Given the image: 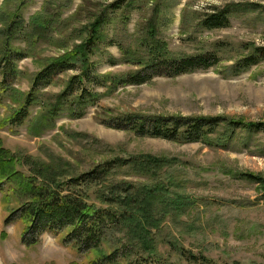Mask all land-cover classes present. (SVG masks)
<instances>
[{
  "label": "rangeland",
  "instance_id": "374dc122",
  "mask_svg": "<svg viewBox=\"0 0 264 264\" xmlns=\"http://www.w3.org/2000/svg\"><path fill=\"white\" fill-rule=\"evenodd\" d=\"M118 2L122 10L109 9ZM225 9L228 27L202 26ZM102 13L109 19L105 42L119 47L104 43L94 57L95 73L108 79L106 87H93L95 102L72 109L74 100L59 103L78 74L55 72L38 85L29 119L8 125L30 100L37 76L83 44ZM257 48L264 49V0H0V61L9 51L26 57L15 63L0 104V167L17 175L14 191L0 192V264H96L108 253H117L114 264H191L193 255L206 264H264V132L228 127L264 125V60L244 72L235 68ZM157 50L168 58L215 55L219 62L120 85ZM58 105L69 107L51 118ZM132 116L223 124L205 142L189 144L115 128ZM95 171H104L101 180L69 187L93 210L123 214L122 227L107 233L98 252H80L71 228L26 245L29 223L17 210L32 200L23 189H58Z\"/></svg>",
  "mask_w": 264,
  "mask_h": 264
},
{
  "label": "trees",
  "instance_id": "16d2710c",
  "mask_svg": "<svg viewBox=\"0 0 264 264\" xmlns=\"http://www.w3.org/2000/svg\"><path fill=\"white\" fill-rule=\"evenodd\" d=\"M123 6V2H118L111 5L109 9L116 12L122 10ZM229 15L230 11L228 9L216 12L208 16L202 22V26L208 30L228 27L230 25ZM108 24L109 19L107 15L102 13L89 27L87 38L83 41V44L76 47L73 52L63 56L60 60L48 65L45 71L37 76L36 83L28 97L30 100L27 105H24L17 111L8 120L7 124L10 126H21L29 119L28 110L36 103L35 98H37L36 94L39 92L38 90H42L38 88V85L50 83L53 78L51 75L55 72H58V75L72 71L78 75L73 77L68 83L65 91L60 96L61 100H59V103L62 102V104H65V100L74 101H71L70 107L68 105H61L59 107L58 105L49 114L51 118L56 117L62 112L63 106L72 109V107H83L95 102L96 95L92 91L93 87L104 88L108 83V79L106 80L104 77L95 73L97 61L94 60V57H97L101 45L106 43L104 31ZM106 46L119 47L114 41L106 43ZM254 52V55L241 60L236 65L235 68H238L239 73L259 65L264 60V49L257 48ZM25 58L23 53L9 51L0 61V104L3 102L4 92L10 88V80L14 78L13 76L16 73L15 63ZM218 62L215 55L201 54L193 57L168 58L157 50L149 62L140 64V70L126 76L121 80L120 85L123 87L141 86L152 82L158 77L176 78L199 70H208L217 65ZM221 124H223V121L219 118L132 116L124 117L120 122L115 124V128L119 130H130L143 138L148 137L191 144L203 143L206 139L215 136L218 134ZM228 127L233 133L240 129H246L254 134L264 132V125L262 124L235 122L231 123ZM1 169L0 167V176L2 175L0 179V192H13L14 180L17 175L15 173H9L7 168L5 170ZM6 175L7 177H4ZM103 176L104 171H95L79 177V179H73L65 185H61L58 189L50 186H38L36 183H33V185H30L25 190L23 189L32 200L26 207L17 210V213L21 214L22 218L27 219L29 223L23 237V242L26 245H32L36 243L37 238L43 233L48 231L59 233L71 228L69 238L77 244L80 252H98L101 249L107 233L113 228L122 227L126 221L125 216L121 213H112L108 210H93V208L87 205L85 199L71 188L73 187L76 190L80 186H85L88 182L101 180ZM14 215H10L9 219L11 221L14 220ZM110 254L99 256L96 264H114L117 261V253ZM191 257V264H206L208 262L194 255Z\"/></svg>",
  "mask_w": 264,
  "mask_h": 264
}]
</instances>
